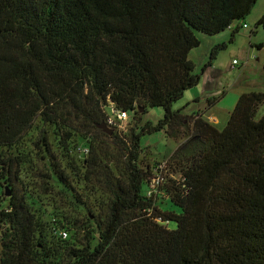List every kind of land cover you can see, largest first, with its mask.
Segmentation results:
<instances>
[{
	"label": "trees",
	"instance_id": "1",
	"mask_svg": "<svg viewBox=\"0 0 264 264\" xmlns=\"http://www.w3.org/2000/svg\"><path fill=\"white\" fill-rule=\"evenodd\" d=\"M256 1L0 0V264H264V91L241 93L222 129L173 108L227 45L198 73V33L234 24L232 42ZM110 104L163 117L108 135L96 125ZM34 124L32 157L19 144ZM152 130L181 142L148 196Z\"/></svg>",
	"mask_w": 264,
	"mask_h": 264
},
{
	"label": "rangeland",
	"instance_id": "2",
	"mask_svg": "<svg viewBox=\"0 0 264 264\" xmlns=\"http://www.w3.org/2000/svg\"><path fill=\"white\" fill-rule=\"evenodd\" d=\"M264 13V0H257L254 6L252 7L250 13L245 19L247 25L246 28H240L239 31L235 34L232 42H228L230 37L232 27L225 29L224 31L217 33L215 35H206L203 33H198L200 39V44L197 47H194L189 52V59L195 64V71L201 73L202 67L210 60V52L214 45L221 42H226L227 45L224 49L216 50L215 56L211 59L213 67L209 70L210 78H212V85L215 81H222L224 83V90L226 91V86L228 82H234L235 89L232 92H240V88H244L247 91H264V70L262 64L264 61V28L257 26L255 28L256 18H259ZM256 20V21H253ZM249 31H253L252 34H249ZM250 35V36H249ZM257 43H262L263 47L258 48ZM248 54V62L246 63V55ZM256 57L259 59L256 60ZM236 59L237 64L232 65V60ZM202 84L196 85L192 89L186 90L183 96L173 103V108H181L191 102L186 108L187 112L196 110L194 101L191 100L192 92H200ZM229 89V88H228ZM240 89V90H239ZM236 94V93H235ZM230 94H228V98ZM219 98V97H218ZM227 98V99H228ZM202 98V102L205 103L206 100ZM106 111L110 114V109L107 108ZM264 111V103L259 108L257 117H259ZM137 118L134 119V115L131 116L130 121L125 123L124 130H128L132 127L139 130L146 124L157 125L159 119L163 117V110L159 107L147 106L144 108V111L137 110ZM226 115L223 113L220 115L219 122L214 123L217 129H222L227 120L225 119ZM37 121L35 122V124ZM34 124V125H35ZM32 126L28 130V134L25 139L19 144V148L29 155L34 156L37 149L33 141L37 139V130L36 125ZM137 125V128H136ZM75 142V141H74ZM181 140H177L173 137H169L165 134L164 130H152L151 132H145L140 134L139 143L141 147V152L138 157L139 164L144 167H150L153 172L159 168L160 165L166 164L171 154L174 152L176 147L180 144ZM37 159V157H35ZM36 165V171L32 173V177L29 179L30 182L38 187H40L41 192H43L45 187H41L44 183L43 177L37 176L38 173L42 171L45 172V161L38 157ZM31 165L25 164V167H30ZM167 167L163 170V175L167 173ZM146 187L143 185L142 190L145 191ZM52 193L49 195L54 196L56 202L61 204L60 195L57 194L56 187L51 190ZM166 196L161 195L158 199L157 205L162 210L174 209L176 212H179V208L176 205H173L171 202H166ZM165 202V203H163ZM175 224L173 222L168 223L169 228H174ZM1 248V246H0Z\"/></svg>",
	"mask_w": 264,
	"mask_h": 264
},
{
	"label": "crops",
	"instance_id": "3",
	"mask_svg": "<svg viewBox=\"0 0 264 264\" xmlns=\"http://www.w3.org/2000/svg\"><path fill=\"white\" fill-rule=\"evenodd\" d=\"M260 17V16H259ZM258 19V18H256ZM256 21V20H253ZM251 31H249L250 34ZM250 36V35H249ZM262 43H257L256 46L260 45ZM263 46V45H262ZM248 54L246 55V57ZM256 60L258 61L259 59L256 57ZM248 61H246L247 63ZM213 67V63L211 66H208L204 72L201 73L200 76V81L197 85L202 84L203 80V85L200 89V92H192L191 94V100L195 101L193 102L194 105L197 107L196 110L193 111H198V112H205V115L208 116H214L216 118V122H211L214 126V123L219 122L220 115L225 114L226 120L228 119V116L232 109L234 108L238 96L243 93V92H248L246 89L240 88V92H232L234 87V82H228V86H226V91L224 90V83L221 80L220 81H215V83L212 85V78H210L209 75V70ZM232 67V66H231ZM229 88V89H228ZM228 94H230V97L228 98ZM219 97V98H218ZM202 98L206 100L205 103L202 102ZM228 98V99H227ZM215 99V100H214ZM204 100V101H205ZM214 100V102H213ZM191 103V102H187ZM179 108V107H178Z\"/></svg>",
	"mask_w": 264,
	"mask_h": 264
},
{
	"label": "built area",
	"instance_id": "4",
	"mask_svg": "<svg viewBox=\"0 0 264 264\" xmlns=\"http://www.w3.org/2000/svg\"><path fill=\"white\" fill-rule=\"evenodd\" d=\"M245 28L247 25H244ZM249 58L248 56L246 57V61H248ZM238 61L236 59L232 60V65L237 64ZM110 109V114L106 111V123L109 126H114L118 130V132L123 133L125 123L130 121L131 116L133 115V111H122L120 109H117L113 104H110L108 106ZM205 119L208 120L210 123L211 122H216V118L214 116H208L204 115ZM79 154L80 155H85L88 153V148L87 147H79L78 148ZM167 167V162L166 164L160 165L158 169H156L153 172L152 178L148 183V189H147V195H152V194H157L159 192V188L162 185L164 181L165 175H163V170ZM60 234L62 237H66L67 233L65 231H60Z\"/></svg>",
	"mask_w": 264,
	"mask_h": 264
},
{
	"label": "water",
	"instance_id": "5",
	"mask_svg": "<svg viewBox=\"0 0 264 264\" xmlns=\"http://www.w3.org/2000/svg\"><path fill=\"white\" fill-rule=\"evenodd\" d=\"M99 129H101L103 132L107 133L108 135L112 134L114 132V128L109 126L106 122L101 121L96 125ZM6 194H9L7 191Z\"/></svg>",
	"mask_w": 264,
	"mask_h": 264
}]
</instances>
